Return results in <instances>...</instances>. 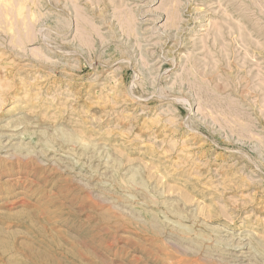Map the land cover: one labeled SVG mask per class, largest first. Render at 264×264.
Segmentation results:
<instances>
[{
	"label": "rangeland",
	"instance_id": "374dc122",
	"mask_svg": "<svg viewBox=\"0 0 264 264\" xmlns=\"http://www.w3.org/2000/svg\"><path fill=\"white\" fill-rule=\"evenodd\" d=\"M0 264H264V0H0Z\"/></svg>",
	"mask_w": 264,
	"mask_h": 264
}]
</instances>
